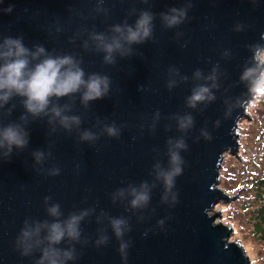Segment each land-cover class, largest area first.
Instances as JSON below:
<instances>
[{
	"label": "water",
	"instance_id": "95a60500",
	"mask_svg": "<svg viewBox=\"0 0 264 264\" xmlns=\"http://www.w3.org/2000/svg\"><path fill=\"white\" fill-rule=\"evenodd\" d=\"M184 2L149 0L143 4L140 0H104L103 7L108 9L106 18L92 13L96 0H0V35H21L29 48L40 44L48 51L75 54L83 59L86 73L98 72L111 78L109 96L90 102L87 109L79 105L77 98L73 114L81 115L82 129L97 131L93 128L97 118L105 123L126 125L119 138L105 135L89 144L78 142L75 133L70 135L59 129L49 135L45 119L29 118L28 146L19 152L14 149L7 162L0 161V264H32L38 258L39 253L21 257L14 250V241L25 218L49 219L43 204L45 196L61 205L64 216L74 210L96 208V213L81 224L83 237L89 242L85 246L75 245L79 257L70 264H123L117 251L118 241L110 229L107 245L97 247L93 243L100 227L95 223V214L100 210L113 217L131 218V231L125 236L132 241L126 264H250L245 249L228 239L230 227L213 223L209 211L218 197H226L216 187L221 156L236 147L237 121L255 96L239 77L244 67L257 64L256 58L264 49V0H191L189 19L177 28L165 29L157 16L153 40L134 45L138 55L118 57L115 65L103 64L102 54L80 47L86 35L75 44L68 42L81 27L91 30L94 26L100 32L120 23L131 7L160 13L170 7H181ZM9 4L14 6L13 11L4 14L2 9ZM135 18L127 17L130 24ZM237 22L244 25L243 31L233 30ZM57 27L61 31L57 32ZM176 32L183 35L177 39ZM255 47L261 51L254 58ZM224 50L230 51V58L221 57ZM215 63H219L227 78L221 77V88L215 92L217 99L202 111L185 105V97L193 86L191 80L171 91L165 87L169 66L191 77L197 68L206 74ZM259 67L264 70V64ZM140 86L144 90L139 91ZM227 97L245 99L247 104L237 105L225 118ZM63 102L61 99L60 103ZM12 103L17 107L4 123L17 120L24 111L18 98ZM157 109L161 119L155 131L150 132L148 125ZM185 112L192 113L195 124L183 134L188 149L181 152L183 173L176 178L173 189L178 193L177 202L161 203L162 187L157 185L143 213L126 210V202L112 203L110 194L117 188L151 182L150 173L157 158L166 165V140L182 135L175 122L167 118ZM217 120L218 127L214 124ZM165 125H171L168 131ZM202 128L211 134L210 140L200 136ZM49 146L52 155L43 167H59L57 176H48L32 167L31 152L48 151ZM154 148L159 150V157ZM153 208L155 212L151 213ZM141 214L145 219L138 222L137 216ZM161 219L165 220L163 226L157 224ZM146 229L149 231L144 236Z\"/></svg>",
	"mask_w": 264,
	"mask_h": 264
},
{
	"label": "clouds",
	"instance_id": "9594fccd",
	"mask_svg": "<svg viewBox=\"0 0 264 264\" xmlns=\"http://www.w3.org/2000/svg\"><path fill=\"white\" fill-rule=\"evenodd\" d=\"M140 3L147 4L149 0H140ZM104 0H96V6L92 13L108 16V9L103 7ZM191 0H185L181 7H170L166 11L154 13L150 9L137 10L135 7L128 9L127 17L135 16V20L130 24L127 17L120 23L112 24L105 31L91 30L85 27L77 31L69 38L70 44L86 35L80 47L85 51L102 54V63L105 65H115L117 58H126L138 53L134 45H142L153 40L154 21L159 17L161 25L165 29H173L180 26L189 19L187 13L192 8ZM14 6L9 4L2 11L9 14ZM69 11H72L71 9ZM79 15V13H77ZM234 31L244 30V25L237 22ZM59 32L61 29L56 28ZM179 39L183 33L176 32ZM186 46L182 45V47ZM261 49L254 48V58ZM229 50L221 53L222 58H230ZM83 59L75 54H60L55 51H48L43 45L34 44L31 48L23 42V37L0 35V161L7 162L13 155L14 149L19 152L24 150L29 143L28 124L36 119H45L48 125L49 135L57 130H63L67 134H76L77 141L94 144L101 136L109 138H119L121 131L126 125L105 123L97 118L92 129H82L81 115L73 114L76 110L77 98L79 105L87 109L90 102L109 96L111 90V78L107 75L92 72L86 73L82 67ZM227 78V74L220 69L219 63L212 65L205 74L203 70L197 68L191 77L182 75L175 66L167 69V80L165 87L171 91L180 84H186L191 80L193 86L190 94L185 97V105L188 109L202 111L217 97L215 92L221 88V77ZM239 80L246 82L248 91L257 96H264V70L258 64H249L241 71ZM144 90L143 86L138 89ZM227 91V89H225ZM19 101L23 108V113L15 121L4 123V119L10 117L17 107L12 103L14 99ZM61 99L65 102L60 103ZM225 118L229 117L237 105L244 106L247 100L242 98L227 97L224 100ZM203 106V107H201ZM31 118V121L30 119ZM161 115L159 109L153 112L151 122L148 125L150 132H154ZM175 122L181 136L168 138L165 142L167 156L166 165L160 159H156L152 166L150 175L151 182L141 181L139 184H127L126 187L117 188L110 194L112 203L126 202V210L136 213H143L148 208L152 190L160 185L162 193L160 202L173 205L177 202L178 193L175 188V181L183 173L184 160L182 151L188 149L185 136L195 124L194 116L191 112L183 114L176 113L168 117ZM218 127L220 121L214 122ZM171 125H165V131ZM141 130L144 124L140 125ZM200 136L210 140L211 134L206 128L200 130ZM199 139V137H197ZM51 146L49 150H35L31 152L33 170L43 172L48 176L60 174V168L52 166L47 169L43 167L51 157ZM159 157V150L153 149ZM50 196L43 198L44 209L49 219L36 220L25 218L22 227L15 238L14 250L18 251L21 257H32L39 253L38 258L32 264H70L78 259L79 253L75 245L85 246L89 239L83 237L81 224L86 218L96 213L95 207L74 210L64 216L61 205L51 202ZM151 213L155 209H150ZM130 217L110 216L104 210L95 214V223L100 225L97 228V238L94 244L97 247L105 246L109 243L110 237L107 234L110 229L112 235L118 241L117 251L122 257L123 264L127 262L128 249L132 245L130 239H125L127 233L131 231ZM145 219L143 214L137 216L138 222ZM105 222H107L105 226ZM164 219L158 220L157 224L163 226ZM149 229L143 233L148 234ZM64 244L65 247H60Z\"/></svg>",
	"mask_w": 264,
	"mask_h": 264
},
{
	"label": "rangeland",
	"instance_id": "374dc122",
	"mask_svg": "<svg viewBox=\"0 0 264 264\" xmlns=\"http://www.w3.org/2000/svg\"><path fill=\"white\" fill-rule=\"evenodd\" d=\"M257 60L264 64V49ZM243 112L235 127L236 147L222 154L218 168L216 187L226 197H218L209 213L213 223L230 227L228 239L245 249L250 264H264V239L253 234L250 217L264 205V96L252 97Z\"/></svg>",
	"mask_w": 264,
	"mask_h": 264
},
{
	"label": "trees",
	"instance_id": "16d2710c",
	"mask_svg": "<svg viewBox=\"0 0 264 264\" xmlns=\"http://www.w3.org/2000/svg\"><path fill=\"white\" fill-rule=\"evenodd\" d=\"M251 221L253 223L252 232L257 233L262 236L264 239V205L261 203L258 204L257 207L252 212V215H250Z\"/></svg>",
	"mask_w": 264,
	"mask_h": 264
},
{
	"label": "bare ground",
	"instance_id": "6f19581e",
	"mask_svg": "<svg viewBox=\"0 0 264 264\" xmlns=\"http://www.w3.org/2000/svg\"><path fill=\"white\" fill-rule=\"evenodd\" d=\"M256 61H257V64H258V65H261V64L258 62L257 58H256Z\"/></svg>",
	"mask_w": 264,
	"mask_h": 264
}]
</instances>
